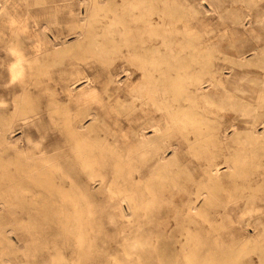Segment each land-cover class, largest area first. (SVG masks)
I'll return each mask as SVG.
<instances>
[{"label":"rangeland","instance_id":"obj_1","mask_svg":"<svg viewBox=\"0 0 264 264\" xmlns=\"http://www.w3.org/2000/svg\"><path fill=\"white\" fill-rule=\"evenodd\" d=\"M230 1L116 0L98 17L94 0H0V114L14 144L1 147L2 192L10 193L5 174L18 166L17 152L35 146L83 210L68 217L66 201H42L16 172L14 203L0 206V264H264V177L258 188L254 180L264 154L251 144L244 152L242 139L253 115L243 116L244 102L264 111V0L251 9ZM147 9L166 25L126 30L148 39L134 48L120 19ZM71 123L78 139H69ZM256 129L263 134L262 123ZM143 136L157 139L159 153H146ZM98 145L108 158L92 180L81 157ZM209 166L219 179L209 180ZM199 192L203 215L189 208Z\"/></svg>","mask_w":264,"mask_h":264},{"label":"bare ground","instance_id":"obj_2","mask_svg":"<svg viewBox=\"0 0 264 264\" xmlns=\"http://www.w3.org/2000/svg\"><path fill=\"white\" fill-rule=\"evenodd\" d=\"M208 1V0H207ZM202 2H204V1H202ZM232 4L233 3H235V2H241L242 3V5H241V8H243V6L245 7V8H248V9H251L252 8V6L253 5H256V0H231L230 1ZM37 3V2H36ZM92 3V2H91ZM94 3H95V5H96V12H97V16L98 17H106L107 15H108V8H107V6H112L111 4H113V5H116L117 4V2H116V0H94ZM199 3V2H198ZM167 5V4H166ZM198 5H200V4H198ZM211 5H212V3H211ZM126 6V5H125ZM124 6V7H125ZM203 6V5H202ZM213 6V5H212ZM59 7V6H58ZM92 7V6H91ZM126 9V8H125ZM61 10V9H60ZM57 11H59V10H57ZM126 11V10H125ZM110 12V11H109ZM114 12V11H113ZM163 12V11H162ZM118 14V13H117ZM244 14V13H243ZM247 17L250 15V12L248 13V14H245ZM55 16H57V15H55ZM128 16V15H127ZM94 17V16H93ZM122 17H123V15H122ZM251 17V16H250ZM124 18V17H123ZM165 15H162V13H156V12H154L152 9H147V11H145V12H141V14H139V15H136V14H132L131 15V18H129V19H120V23L122 24V26H124V32L126 33V30H131V29H134V30H136V31H153V30H155V28H157V27H159V26H162V25H166V22H165ZM249 19V18H248ZM116 20V19H115ZM100 21V20H99ZM251 21V20H250ZM47 24V23H46ZM55 24H57L56 22H55ZM118 24V23H117ZM141 24H143L144 26H142ZM59 25V24H58ZM113 25V24H112ZM155 25H157V26H155ZM159 25V26H158ZM42 26V25H41ZM45 27V26H44ZM49 27V26H48ZM122 29H123V27H122ZM160 32V31H159ZM125 33H124V35H125ZM155 33H156V31H155ZM79 34V33H78ZM126 35H127V33H126ZM59 38V37H58ZM113 38V37H112ZM119 38V37H118ZM153 38H155V34L153 35ZM165 38V37H164ZM18 39V38H17ZM21 40V39H20ZM55 40H57V39H55ZM114 40V39H113ZM116 40V39H115ZM125 40L127 41V42H129V44L130 45H132L134 48L135 47H137L138 46V43H139V45H142L144 42H146L148 39L147 38H145V37H136V36H134V35H132V34H128L127 36H126V38H125ZM257 41H258V39H257ZM54 42V41H53ZM113 43V42H112ZM115 43V42H114ZM124 43H126V42H124ZM152 43V42H151ZM22 44V43H21ZM56 45V44H55ZM126 45V44H125ZM124 45V46H125ZM41 46V45H40ZM105 46V45H104ZM103 46V47H104ZM123 46V47H124ZM129 46V45H128ZM144 46V45H143ZM153 46V45H152ZM156 46V45H155ZM10 46H8V48H9ZM42 47V46H41ZM98 47V46H97ZM122 47V46H121ZM154 47V46H153ZM157 47V46H156ZM7 48V47H6ZM36 48H38V47H36ZM128 48V47H127ZM133 48V49H134ZM257 48V46H255L253 49H256ZM260 48V47H259ZM13 49V48H12ZM28 49V48H27ZM39 49V48H38ZM103 49H105V48H103ZM131 49V48H130ZM132 49V50H133ZM141 49H145V48H141ZM150 50V48H147V50ZM152 49V48H151ZM155 49V48H154ZM97 50V49H96ZM129 50V49H128ZM135 50V49H134ZM133 50V51H134ZM93 51V50H92ZM136 51H138V50H136ZM156 51V50H155ZM159 51V50H158ZM29 52H30V50H29ZM130 52V51H129ZM148 52V51H147ZM151 52V51H150ZM149 52V53H150ZM153 52V51H152ZM252 52V51H251ZM9 53V52H8ZM60 53V52H59ZM10 54V53H9ZM29 54V53H28ZM41 55V54H40ZM39 55V56H40ZM135 55H136V53H135ZM151 55H153V53H151ZM159 55V54H158ZM130 56V55H129ZM128 56V57H129ZM147 56V55H146ZM211 56V55H210ZM213 56H215V55H212V57ZM38 57V56H37ZM232 57V56H231ZM245 57V56H244ZM35 58H36V56H35ZM170 58V57H169ZM255 58V57H254ZM257 58V57H256ZM210 59H211V57H210ZM243 60V59H242ZM127 61V60H126ZM132 61V60H131ZM226 61V60H225ZM235 63V62H234ZM259 66H260V68H262L263 70H264V58H263V61H260L259 62ZM205 66V65H204ZM39 68H41V67H39ZM140 68V67H139ZM14 69V68H13ZM145 69V68H144ZM186 70V69H185ZM1 71V70H0ZM14 71L16 72V69H14ZM18 71H20V70H18ZM223 71H226V70H223ZM229 72V71H228ZM225 73V72H224ZM10 74V73H9ZM12 80V79H11ZM81 80V79H80ZM194 80H196V79H194ZM210 82V81H209ZM151 83V82H150ZM261 84H262V86H263V89H264V79L261 81ZM72 86V85H71ZM73 87H75V86H73ZM200 89V88H199ZM202 89V88H201ZM200 89V90H201ZM2 90V89H1ZM200 90H198V91H200ZM2 93H3V91H2ZM261 93V92H260ZM262 93H264V92H262ZM22 94V93H21ZM82 94H84V92H82ZM260 96V95H259ZM261 98V97H260ZM258 101H259V99H258ZM250 103V102H249ZM258 104V103H257ZM248 103L247 102H244V107H243V116H248V115H250V113H252L253 112V115H252V120H251V127H252V130H250V132H248L249 130H247V132L248 133H246L244 130H243V132H245L243 135H242V139H245L244 140V152H246L247 150H249V148H248V146H250V144L254 147V148H257V150H258V152H262V153H258V154H264V141L263 140H261V139H264V131H263V134H260V133H258L257 132V129H256V126H257V123L258 122H260V123H262L263 124V126H264V111H261V112H259V111H257L256 110V108H250V106L248 107ZM255 106V105H254ZM253 106V107H254ZM259 106V105H258ZM256 107V106H255ZM17 108H22L21 110H23V107H22V105H19V104H17ZM259 109V108H258ZM11 112H12V110H11ZM130 115V114H129ZM90 116V115H89ZM130 117V116H129ZM27 118H29L28 116H24L23 117V119L24 120H26ZM92 119L93 120H95L96 119V114H92ZM28 120V119H27ZM243 122H250L249 120H247V119H243ZM80 125V124H79ZM70 127L67 129V133H68V135H69V139H78V138H76V136L79 134L78 133V130H77V128L75 127V125L74 124H70L69 125ZM82 126V125H81ZM81 126L79 127V128H81ZM260 126V125H259ZM262 126V125H261ZM88 127V126H87ZM155 127V126H154ZM133 128V127H132ZM150 128V127H149ZM152 128V127H151ZM88 129V128H87ZM146 129V128H145ZM155 129V131L157 130V128H154ZM147 130V129H146ZM9 131H11V129H10V124L8 125V123H7V121H5V120H3L2 119V117H1V114H0V173H1V167H2V159H3V157H2V151H4L3 150V148H1L2 147V145L3 144H5V145H8V147H7V149L8 148H13L14 147V144L10 141V139H9V136H8V133H9ZM145 131V130H144ZM242 131V130H241ZM158 132V131H157ZM158 133H160V132H158ZM239 133V132H238ZM151 134V133H150ZM153 134H154V132H153ZM156 134V133H155ZM163 134H165V133H163ZM162 134V135H163ZM140 135H141V132H140ZM169 135V134H168ZM240 135V134H239ZM148 136V135H147ZM154 136V135H153ZM157 136V135H156ZM14 137V136H13ZM139 137V136H138ZM142 137V136H141ZM144 138L142 139V144H143V146H144V148H145V151H146V153H148V154H151V155H154V154H157V153H159V149H160V147H159V145H158V143H157V139H155L154 137H153V139H151V138H146L145 136H143ZM151 137V136H150ZM164 137V136H163ZM167 138V137H166ZM163 140V139H162ZM162 140H161V142H162ZM13 141V140H12ZM59 141V140H58ZM22 142V141H21ZM166 142V141H165ZM56 143V142H55ZM55 143H53V144H55ZM94 143V142H93ZM22 144V143H21ZM168 144H170L169 142H168ZM190 144H191V142H190ZM29 145V144H28ZM52 146V145H51ZM93 146V145H92ZM166 146V145H165ZM24 147V146H23ZM97 147V146H96ZM177 146H175V147H173V148H176ZM20 148V147H19ZM47 148H48V146H47ZM191 148H193L192 146H191ZM83 149V148H82ZM72 150V149H71ZM91 150L92 149H90L89 150V152H90V155H85V156H83V157H81V161L83 162V164L84 165H87V166H89V168L91 167L92 169H91V171H90V173H89V178H91L92 180L93 179H95V177L96 176H98V173H97V165L99 166V161L98 160H101V159H106L105 158V156L107 157V155H105L104 156V153H103V148L102 147H100L99 145H98V147H97V150H96V152H91ZM176 150V149H175ZM253 150V149H252ZM6 151V150H5ZM41 151H43L42 149H41ZM84 151V150H83ZM93 151V150H92ZM121 151V150H120ZM174 151V150H173ZM85 152V151H84ZM17 153H19V154H21V158H20V160H17V161H15V163H14V161L12 162H10V164H16L17 162H18V166H16L15 167V171H14V169L13 170H10L9 171V173H6L5 174V177H6V179H8V181H10L9 183H10V188H8L9 189V192L11 193V191H12V189L14 188V186H13V183H12V181L14 182L16 179V174L18 173V174H20V175H18V178H19V176H21V174H27V176H29L28 178H29V180H30V182L32 183V184H34V185H36V186H38L40 189H41V198H42V201H48V200H50V199H54V200H56L57 202H59V203H63V202H65L66 201V209H67V212H66V215L68 216V217H73V218H81L82 217V214H83V210L81 209V208H79V204H80V198L78 197V196H76V195H74V194H72V193H69V192H67L66 190H65V188H64V185H63V183L61 182V181H57L56 180V178L54 177L55 176V174H54V176L51 174L52 172H49V171H47L46 170V168L44 167V163L46 162V157L44 156V155H39L38 156V152L36 151V148H35V146H32L31 148H29V149H25V150H20L19 152H17ZM103 155H102V154ZM120 153V152H119ZM175 153V152H174ZM173 153V154H174ZM4 154V153H3ZM18 155V154H17ZM121 155V154H120ZM69 156V155H68ZM258 156H260V155H258ZM122 158H124L123 156H121ZM167 156L165 155V152H162L161 154H160V156H159V165H158V167H166V166H168V164H169V160L166 158ZM171 157V156H170ZM108 158V157H107ZM121 158V159H122ZM65 159V158H64ZM119 159V158H118ZM120 160V159H119ZM118 160V161H119ZM145 160V159H144ZM168 160V161H167ZM102 161V160H101ZM116 161V160H115ZM124 161V160H123ZM59 162V161H58ZM77 162H79V159H78V161ZM47 163V162H46ZM176 163V162H175ZM234 163V162H233ZM237 163H239L238 161H237ZM236 163V164H237ZM117 164H118V162H117ZM119 164H121V163H119ZM118 164V165H119ZM61 165V164H60ZM80 165V164H79ZM115 166H116V164H114ZM123 165H125V164H123ZM142 165V164H141ZM255 165H256V163H255ZM259 165V164H258ZM54 166H56V165H54ZM104 166V165H103ZM121 166V165H120ZM177 166V165H176ZM207 166V165H206ZM217 166H219V165H217ZM230 166V165H229ZM119 167V166H118ZM221 167V166H220ZM88 168V167H87ZM183 168V167H182ZM51 169V168H50ZM53 170H54V168H52ZM62 169V168H61ZM133 169V168H132ZM165 169V168H164ZM179 169V168H178ZM231 169V168H230ZM229 169V170H230ZM239 169H240V174L244 177V179H248V177L249 178H251L250 176H249V174H250V172H249V170L247 169V166H246V162H240V165H239ZM251 169V168H250ZM18 170V171H17ZM252 170V169H251ZM258 169H256V171H257ZM134 171H136V170H134ZM219 169L218 168H216V167H214L213 168V166H209V170H208V177H209V180H212V181H214V180H217V179H219ZM17 172V173H16ZM98 172H101L100 170L98 171ZM130 172H132V171H130ZM155 172V171H154ZM185 172V171H184ZM103 173V172H102ZM139 173V172H138ZM254 173V172H253ZM257 172H255V174H256ZM63 174V173H62ZM61 174V175H62ZM131 174V173H130ZM65 175V174H64ZM252 175V174H251ZM66 176V175H65ZM154 176V175H153ZM242 176H241V178H242ZM63 177V176H62ZM70 177V176H69ZM159 177H161V176H159ZM262 177H264V171H259L258 172V174H257V176H256V178L254 179L255 180V182H256V184L258 185L257 186V188L259 187V185H263V181L262 180H260V179H258V178H262ZM98 177H96V179H97ZM147 178V177H146ZM145 177L143 178V180L144 179H146ZM153 178V177H152ZM240 178V179H241ZM70 179V178H69ZM75 179V178H74ZM114 179V178H113ZM151 179V178H150ZM149 179V180H150ZM0 180H1V175H0ZM71 180V179H70ZM139 180H140V178H139ZM142 180V179H141ZM156 180H158V179H156ZM172 180V179H171ZM253 179H252V181H254ZM85 181V180H84ZM95 181V180H94ZM93 181V182H94ZM148 181V180H147ZM70 182V181H69ZM96 182V181H95ZM221 182V181H220ZM247 182H249V181H247ZM87 183V182H86ZM100 183L101 184H105L109 189H110V191L111 190H113V188H114V183H113V181H105V177H104V175L102 174L101 175V177H100ZM138 183V182H137ZM174 183V182H173ZM246 183V182H245ZM250 183H252V182H250ZM71 184V183H70ZM146 183L144 182V185H145ZM90 185V184H89ZM94 185V184H93ZM250 185V184H249ZM74 186V185H73ZM206 186V185H205ZM91 187V186H90ZM146 187V186H145ZM150 187V185L148 186V188ZM252 187V186H251ZM254 188H255V186H253ZM107 188V189H108ZM147 188V189H148ZM256 188V189H257ZM11 189V190H10ZM23 189H24V187H23ZM28 189V188H27ZM93 189V188H92ZM91 189V190H92ZM146 189V188H145ZM149 189H151V188H149ZM251 189V188H250ZM115 190V189H114ZM253 190V189H252ZM258 190V189H257ZM209 191V190H208ZM214 191V190H213ZM244 191V190H243ZM249 191V190H248ZM214 192H216V191H214ZM10 193H7V192H2V189H1V186H0V206L2 207V206H4V208L5 207H9V206H12V204L14 203V201H13V198H12V193L10 194ZM43 193V194H42ZM127 193V192H126ZM256 193H257V191H256ZM258 193H259V191H258ZM251 194V193H250ZM247 195V194H246ZM254 195L255 194H253V196H252V198L254 197ZM32 196H34V198H35V196H38L37 194H32ZM204 197V199H206L207 197V195H205V193H198V194H196V196H195V198H190L189 199V208H190V210L193 212V213H195V214H198V215H203V213H202V210L201 209H199V208H197V204H196V202H197V200L200 198V197ZM132 197H134V195L132 196ZM124 198V197H123ZM148 199H150V197L148 198ZM254 199V198H253ZM125 200V199H124ZM131 200H133L131 197H129L128 199H127V201H131ZM187 203V202H186ZM136 204V203H135ZM200 204V203H199ZM128 205V204H127ZM129 205H131V204H129ZM133 206V205H132ZM129 208V207H128ZM201 208V207H200ZM124 211V210H123ZM124 213V212H123ZM91 214V213H90ZM126 214V213H125ZM143 215V214H142ZM126 217V216H125ZM128 217V216H127ZM126 217V218H127ZM131 217V216H130ZM26 218H27V216H26ZM129 218V217H128ZM81 226H83V225H81ZM80 226V227H81ZM72 228V227H71ZM70 227L68 228V230H70L71 229ZM77 229H78V227H77ZM8 232H9V230H8ZM78 232V231H77ZM81 232H82V230H81ZM79 235V234H78ZM80 237V236H79ZM4 238L6 239V241H7V243L8 244H10V245H13V241H12V239H11V237H9V236H4ZM81 238V237H80ZM84 238V237H83ZM161 238V237H160ZM15 239V238H14ZM13 239V240H14ZM0 240H1V238H0ZM76 240V239H75ZM83 240V239H82ZM17 241V240H16ZM2 242H4V241H2ZM82 242V241H81ZM204 243V242H203ZM3 244V243H2ZM81 244V243H80ZM15 245V244H14ZM13 245V246H14ZM17 245V244H16ZM196 245V244H195ZM21 246V245H20ZM193 246V245H192ZM7 247V246H6ZM163 248H165V249H169L170 248V245H168V244H163V246H162ZM81 248V247H80ZM9 249V248H8ZM243 249V248H242ZM241 249V250H242ZM245 249V248H244ZM259 249V248H258ZM13 250V249H12ZM17 250H18V248H17ZM187 250V249H186ZM236 251H237V249H236ZM239 251H240V249H239ZM198 252V251H197ZM244 252V251H243ZM19 253V252H18ZM195 253V252H194ZM222 253V252H221ZM231 253V252H230ZM262 253H264V252H262ZM239 254V253H238ZM236 255H237V253H236ZM241 255V254H240ZM228 256H229V254H228ZM239 256V255H238ZM237 256V257H238ZM189 257V256H188ZM230 257V256H229ZM232 257V256H231ZM236 257V258H237ZM56 258V260L58 261V262H62L61 261V258L60 257H55ZM76 259V258H75ZM263 259V258H262ZM0 260H1V258H0ZM53 260H54V258H53ZM7 261V260H6ZM73 261H75V260H73ZM192 261V260H191ZM223 261V260H222ZM226 261V260H225ZM9 262H11V261H9ZM8 262V263H9ZM212 262V261H211ZM220 262V261H219ZM234 262V261H233ZM263 262V261H262ZM6 263V262H5ZM53 263H55V262H53ZM73 263V262H72ZM71 263V264H72ZM241 263V262H240ZM264 263V262H263ZM7 264V263H6ZM60 264V263H59ZM221 264V263H220ZM224 264V263H223ZM229 264V263H228ZM237 264V263H236Z\"/></svg>","mask_w":264,"mask_h":264}]
</instances>
